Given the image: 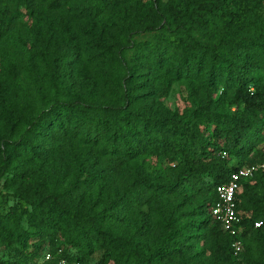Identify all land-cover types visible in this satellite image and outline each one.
<instances>
[{"label":"trees","instance_id":"obj_1","mask_svg":"<svg viewBox=\"0 0 264 264\" xmlns=\"http://www.w3.org/2000/svg\"><path fill=\"white\" fill-rule=\"evenodd\" d=\"M263 163L264 0H0V264H264Z\"/></svg>","mask_w":264,"mask_h":264},{"label":"built area","instance_id":"obj_2","mask_svg":"<svg viewBox=\"0 0 264 264\" xmlns=\"http://www.w3.org/2000/svg\"><path fill=\"white\" fill-rule=\"evenodd\" d=\"M222 156L224 157L225 153H222ZM259 171L264 172V163L240 168L231 173L226 183L216 188V203L212 208V215L220 223L223 231L233 237L231 248L234 257H239L243 251L240 239L241 220L235 208L236 195L239 191L240 183L251 179ZM260 226L261 223H255L256 228ZM51 258L52 256L47 253L43 260L49 261ZM60 264H66V261L61 259Z\"/></svg>","mask_w":264,"mask_h":264},{"label":"rangeland","instance_id":"obj_3","mask_svg":"<svg viewBox=\"0 0 264 264\" xmlns=\"http://www.w3.org/2000/svg\"><path fill=\"white\" fill-rule=\"evenodd\" d=\"M50 2V1H49ZM48 5V2L45 4ZM47 7V6H46ZM74 12L73 8L71 6H66L63 9H60L57 11V14L55 16H51L48 18L47 22H56L61 27H64L65 29L73 32L76 29H83L85 28L86 21H82L78 18ZM27 25L30 27L33 25V21L27 20ZM49 31L48 33H50ZM184 98L185 93L184 91L179 87H174L172 92L169 94L168 98L165 100V106L169 107L170 109L175 108H182L184 104ZM51 162L52 159L50 160ZM13 203V198L11 196V193L8 192L6 189L3 188V181L0 182V207L7 209L10 205ZM44 254V252L42 253ZM13 253L8 250H3L0 248V260H7L12 257ZM101 254L96 253L94 254L90 260L89 264H97L98 260L100 259ZM11 258L10 260H12Z\"/></svg>","mask_w":264,"mask_h":264}]
</instances>
